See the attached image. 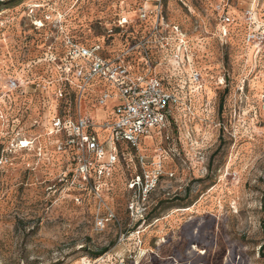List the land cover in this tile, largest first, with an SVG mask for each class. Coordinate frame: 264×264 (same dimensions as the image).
Segmentation results:
<instances>
[{
  "label": "rangeland",
  "instance_id": "obj_1",
  "mask_svg": "<svg viewBox=\"0 0 264 264\" xmlns=\"http://www.w3.org/2000/svg\"><path fill=\"white\" fill-rule=\"evenodd\" d=\"M160 1L191 60L156 68L179 97L169 139L132 152L100 199L62 179L70 166L47 133L56 112H76L70 89L56 94L58 58L65 36L91 44L155 0H0V264H264V37L244 41L264 36V0ZM219 5L235 18L226 38ZM91 105L82 111L103 118ZM158 155L162 176L142 200L128 183L140 156L152 170Z\"/></svg>",
  "mask_w": 264,
  "mask_h": 264
},
{
  "label": "built area",
  "instance_id": "obj_2",
  "mask_svg": "<svg viewBox=\"0 0 264 264\" xmlns=\"http://www.w3.org/2000/svg\"><path fill=\"white\" fill-rule=\"evenodd\" d=\"M217 12L219 35L226 38L228 26L234 24L235 18L220 5ZM252 12L251 8L243 11L249 25L253 23ZM114 24V30L108 29L107 35L91 44L65 36L64 53L58 58L56 94L62 98L72 96L71 91L76 112L69 117L65 110L63 114L56 112L47 130L48 135L58 136V153L64 164L70 166L69 174L65 173L62 179L67 177L71 186L100 199L117 166L128 164L132 152L136 157L146 140L157 134L169 139L165 130L170 126L179 97L168 88L169 81L156 72L157 66L164 60L176 67L189 66L187 39L177 25L167 22L160 0L143 4L131 17L127 13L119 15ZM263 37L249 30L244 41L260 47ZM56 57L53 60L57 61ZM189 70L191 81L201 88L199 72ZM82 100H92L91 107L103 109L104 117L96 120L84 113ZM139 162L141 170L131 176L128 189L143 200L157 186L163 165L159 155L152 170L143 167V156ZM134 205L132 202L129 209L133 210Z\"/></svg>",
  "mask_w": 264,
  "mask_h": 264
},
{
  "label": "trees",
  "instance_id": "obj_3",
  "mask_svg": "<svg viewBox=\"0 0 264 264\" xmlns=\"http://www.w3.org/2000/svg\"><path fill=\"white\" fill-rule=\"evenodd\" d=\"M117 168H118V166H117ZM117 168H116V170L114 171V174L117 172ZM105 251V250H104ZM102 252H95V253H93L92 255L94 256V257H97L98 255H100ZM263 256H264V252H263V254H262Z\"/></svg>",
  "mask_w": 264,
  "mask_h": 264
},
{
  "label": "crops",
  "instance_id": "obj_4",
  "mask_svg": "<svg viewBox=\"0 0 264 264\" xmlns=\"http://www.w3.org/2000/svg\"><path fill=\"white\" fill-rule=\"evenodd\" d=\"M92 108H94V107H92ZM95 109H96V107H95ZM100 110L103 111V113H104V110H103V109L100 108ZM84 113H86V112H84ZM104 115H105V113H104ZM92 117H94V119H96V120H100V119H102V118H100V117H97V118H96L94 115H92ZM148 140H149V139H147L146 141H148Z\"/></svg>",
  "mask_w": 264,
  "mask_h": 264
},
{
  "label": "bare ground",
  "instance_id": "obj_5",
  "mask_svg": "<svg viewBox=\"0 0 264 264\" xmlns=\"http://www.w3.org/2000/svg\"><path fill=\"white\" fill-rule=\"evenodd\" d=\"M190 61H191V60H190V58H189V56H188V62L190 63ZM99 108H100V107H99Z\"/></svg>",
  "mask_w": 264,
  "mask_h": 264
}]
</instances>
